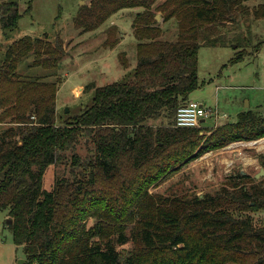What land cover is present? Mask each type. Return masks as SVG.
<instances>
[{"label":"trees","instance_id":"obj_1","mask_svg":"<svg viewBox=\"0 0 264 264\" xmlns=\"http://www.w3.org/2000/svg\"><path fill=\"white\" fill-rule=\"evenodd\" d=\"M248 0H90L79 6L75 27L89 30L124 7L132 18L136 63L119 79L92 88L75 111L56 113L57 81L21 75L17 65L55 67L65 55L56 35L22 34L4 45L0 58V210L12 239L24 247L25 264H264V184L236 172L214 192L149 191L199 150L264 135V112L249 107L205 136V125H175L177 107L199 85L201 45L242 44L219 30L237 13L264 17V2ZM27 0L0 1V26L16 28ZM174 18L176 38L163 37ZM114 25L103 43L113 46ZM238 52L234 59L243 57ZM119 58L127 67L124 51ZM84 136L86 157L76 151ZM70 151V154L67 153ZM92 151V152H91ZM70 174L60 168L68 163ZM6 221V220H5ZM129 243V244H127ZM128 245V246H126Z\"/></svg>","mask_w":264,"mask_h":264},{"label":"rangeland","instance_id":"obj_2","mask_svg":"<svg viewBox=\"0 0 264 264\" xmlns=\"http://www.w3.org/2000/svg\"><path fill=\"white\" fill-rule=\"evenodd\" d=\"M20 10H24L27 0H18ZM90 0H31V8L18 19V25L6 29L12 38L22 34L43 35L55 39L56 35L64 41L65 55L52 68L32 65V53L23 56L17 65L19 73L31 77L57 81L55 101L56 113L67 106L75 111L91 97L96 85L121 78L136 63V38L131 29L134 13L141 7H124L111 13L100 25L82 30L75 27L73 17L80 5ZM264 0H248L251 6ZM160 14V12H158ZM236 21L226 20L219 30H227L229 39L239 34L242 44L201 45L198 51L199 85L191 90L188 98L195 99L206 106L225 113L218 120H234L237 113L245 107L264 112V17L255 18L251 14L238 12ZM163 28V37L176 38L177 23L174 18L163 20L157 17ZM114 25L111 39H117L113 46L103 41L106 30ZM0 26V58L6 42ZM124 51L129 62L125 67L119 52ZM243 51V57L234 56ZM248 102L249 104H246ZM214 117L205 118L204 124L214 123ZM10 125L0 120V131ZM219 124L203 126V135ZM92 143L81 136L75 151L86 157ZM197 147L189 157L180 161L176 169L161 181L149 187V191L164 194L214 192L232 174L243 172L250 175L254 183L264 184V135L255 139H238L221 147L199 150ZM92 152V151H91ZM70 154V151H67ZM60 168L70 174L69 162ZM263 172L256 176L257 172ZM255 219L264 222V209L251 213ZM6 210H0V264H25V251L22 244L14 243L10 228L6 225ZM129 244V243H127ZM128 246V245H126Z\"/></svg>","mask_w":264,"mask_h":264},{"label":"built area","instance_id":"obj_3","mask_svg":"<svg viewBox=\"0 0 264 264\" xmlns=\"http://www.w3.org/2000/svg\"><path fill=\"white\" fill-rule=\"evenodd\" d=\"M225 113H220L217 109L199 102L195 99H188L186 102L180 104L176 109L175 125L180 127H194L202 124V119L225 116ZM1 241V240H0Z\"/></svg>","mask_w":264,"mask_h":264},{"label":"crops","instance_id":"obj_4","mask_svg":"<svg viewBox=\"0 0 264 264\" xmlns=\"http://www.w3.org/2000/svg\"><path fill=\"white\" fill-rule=\"evenodd\" d=\"M0 1H2V0H0ZM131 29H132V28H131ZM12 38H13V37H12ZM12 38H11V37H8V38H5V37H4V41H2V42H3V43H4V42H7V41L11 40ZM122 51H123V50H122ZM189 99H190V98H189ZM199 102H200V101H199ZM201 103H202V102H201ZM248 104H249V103H248ZM245 108H247V107H245ZM245 108H243V109H245ZM243 109H242V110H243ZM204 120H205V119H204ZM204 120H203V121H204ZM234 120H235V119H234ZM203 121H202V122H203ZM225 121H228V120H227V119H226V120H218V119H217V120H214V123H212V124H205V125L221 124V123H223V122H225Z\"/></svg>","mask_w":264,"mask_h":264},{"label":"water","instance_id":"obj_5","mask_svg":"<svg viewBox=\"0 0 264 264\" xmlns=\"http://www.w3.org/2000/svg\"><path fill=\"white\" fill-rule=\"evenodd\" d=\"M159 15H160V14L157 12V13L155 14V17L157 18ZM246 104H248V102H246ZM67 109H68V108H67V106H66V107H65V110H67ZM202 121H203V119H202ZM262 172H263V168H261L260 172H257V173H256V176H259ZM6 222H7V224L10 223V222H11V218L7 217V218H6Z\"/></svg>","mask_w":264,"mask_h":264}]
</instances>
